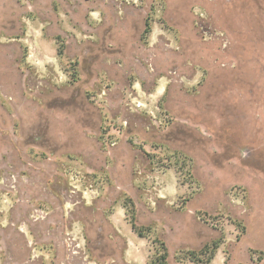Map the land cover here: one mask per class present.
I'll return each instance as SVG.
<instances>
[{"label":"rangeland","instance_id":"obj_1","mask_svg":"<svg viewBox=\"0 0 264 264\" xmlns=\"http://www.w3.org/2000/svg\"><path fill=\"white\" fill-rule=\"evenodd\" d=\"M162 244L264 264V0H0V264Z\"/></svg>","mask_w":264,"mask_h":264},{"label":"trees","instance_id":"obj_2","mask_svg":"<svg viewBox=\"0 0 264 264\" xmlns=\"http://www.w3.org/2000/svg\"><path fill=\"white\" fill-rule=\"evenodd\" d=\"M133 229H134L136 232L139 231V230L137 229V227H136L134 224H133ZM138 233L142 236L141 232H138ZM162 246H163V249H164V254H163L162 258H161V260H162V264H168V263H167L168 253H167V250H166L164 244H162ZM208 249H209V247L207 246V247H205V249L201 252V254H196L195 252H191L189 255L192 257V259H198V255L200 256V255L208 254V252H209ZM214 249H217V248H214ZM209 253H210V254H209V260H212V259H213V255H214V250L210 251ZM209 260H208V262H209Z\"/></svg>","mask_w":264,"mask_h":264},{"label":"flooded vegetation","instance_id":"obj_3","mask_svg":"<svg viewBox=\"0 0 264 264\" xmlns=\"http://www.w3.org/2000/svg\"><path fill=\"white\" fill-rule=\"evenodd\" d=\"M72 261V260H71ZM72 263H73V261H72Z\"/></svg>","mask_w":264,"mask_h":264}]
</instances>
